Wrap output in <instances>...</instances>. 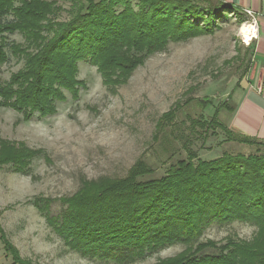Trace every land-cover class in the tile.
<instances>
[{
    "label": "trees",
    "instance_id": "trees-1",
    "mask_svg": "<svg viewBox=\"0 0 264 264\" xmlns=\"http://www.w3.org/2000/svg\"><path fill=\"white\" fill-rule=\"evenodd\" d=\"M235 9L222 0H78L70 18L59 20L55 0H0V62L6 58V34L21 32L26 48L35 50L11 44L25 55V68L0 84V106L26 119L55 114L56 101L66 99L64 90L78 96L83 84L77 79L79 62H91L105 84L115 85L169 40L211 32ZM222 109H229L228 100L210 121L192 124L219 127L240 143L260 141L232 134L219 121ZM174 118L170 110L162 120ZM0 143V166L11 163L15 171L27 172L37 152L23 143ZM195 158L190 150L162 177H152L153 170L137 162L126 177L85 185L63 202L65 211L48 220L73 250L115 264L134 262L177 242L193 246L204 225L213 221H250L259 226L252 241L201 243L157 264H264V147L249 155ZM38 208L43 211L41 203ZM0 240L14 264H25L1 229Z\"/></svg>",
    "mask_w": 264,
    "mask_h": 264
},
{
    "label": "rangeland",
    "instance_id": "rangeland-1",
    "mask_svg": "<svg viewBox=\"0 0 264 264\" xmlns=\"http://www.w3.org/2000/svg\"><path fill=\"white\" fill-rule=\"evenodd\" d=\"M55 1L61 8L58 19L67 20L78 0ZM248 11L228 12L211 32L169 40L115 85L105 84L91 62H79L77 79L83 84L78 96L64 90L66 99L56 101L55 114L26 119L21 112L0 106V139L37 152L25 173L15 171L11 163L0 166V229L18 250L21 262L115 264L73 250L48 220L65 211L63 202L87 184L126 177L140 161L153 170L152 177H162L171 165L187 159L190 150L197 162L263 149L264 141L240 143L219 127L192 124L195 119L210 121L238 81L252 75L253 39L246 42L242 35L243 26L252 24ZM5 40L0 84L25 68V55L14 52L11 44L35 51L26 48L29 43L21 32L6 34ZM170 110L175 111L174 120L163 122ZM226 112L222 109L219 115L225 124ZM258 231L259 226L250 221H213L204 225L193 246L177 242L128 264H157L206 242L222 246L230 239L252 241ZM0 264H14L1 240Z\"/></svg>",
    "mask_w": 264,
    "mask_h": 264
},
{
    "label": "crops",
    "instance_id": "crops-1",
    "mask_svg": "<svg viewBox=\"0 0 264 264\" xmlns=\"http://www.w3.org/2000/svg\"><path fill=\"white\" fill-rule=\"evenodd\" d=\"M250 10L253 30L252 75L233 89L226 109V126L234 133L264 141V0H222Z\"/></svg>",
    "mask_w": 264,
    "mask_h": 264
},
{
    "label": "bare ground",
    "instance_id": "bare-ground-1",
    "mask_svg": "<svg viewBox=\"0 0 264 264\" xmlns=\"http://www.w3.org/2000/svg\"><path fill=\"white\" fill-rule=\"evenodd\" d=\"M254 30V26L252 24H246L242 28V35L246 42L251 40V34Z\"/></svg>",
    "mask_w": 264,
    "mask_h": 264
},
{
    "label": "built area",
    "instance_id": "built-area-1",
    "mask_svg": "<svg viewBox=\"0 0 264 264\" xmlns=\"http://www.w3.org/2000/svg\"><path fill=\"white\" fill-rule=\"evenodd\" d=\"M248 13L251 14V11H248ZM251 15H252V14H251ZM254 31L256 32V28L254 29ZM253 35H254V34H253V32H252V34H251V36H252L251 39H253Z\"/></svg>",
    "mask_w": 264,
    "mask_h": 264
}]
</instances>
